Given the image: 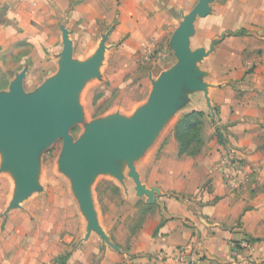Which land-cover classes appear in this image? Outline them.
<instances>
[{
  "label": "crops",
  "instance_id": "obj_1",
  "mask_svg": "<svg viewBox=\"0 0 264 264\" xmlns=\"http://www.w3.org/2000/svg\"><path fill=\"white\" fill-rule=\"evenodd\" d=\"M145 1L118 0V16L127 26L124 32L140 30L143 14L155 10ZM48 2L43 20L49 23L56 14H70L77 20L106 16L107 0ZM171 10L172 6L166 8ZM223 13L230 33L241 29L246 33L228 36L221 46L217 64L222 83L215 84L216 73L208 70V82L220 85L209 91L217 109L216 124L201 94L180 113L204 111L209 116L201 152L179 157L170 131L155 155L143 162L144 172L137 168L141 182L160 192L154 219L130 237L127 248L107 247L103 258H95V247L88 240L86 248L75 245L64 264H264V45L261 50L256 42L264 35V0H232ZM215 125L225 129L226 147L213 137ZM243 240L248 247H241ZM29 242L21 254L8 256L7 264H58L55 260L64 255L63 247L57 251L58 246L47 240L36 248Z\"/></svg>",
  "mask_w": 264,
  "mask_h": 264
},
{
  "label": "rangeland",
  "instance_id": "obj_2",
  "mask_svg": "<svg viewBox=\"0 0 264 264\" xmlns=\"http://www.w3.org/2000/svg\"><path fill=\"white\" fill-rule=\"evenodd\" d=\"M49 3L48 0H0V91L6 90L15 74L24 67H27L23 81L26 92L33 91L57 71L54 56L62 49L60 25L63 24L69 31L73 58L80 61L89 57L101 35L109 32L108 50L100 68L101 79L89 82L80 97L85 120L91 121L117 111L128 116L145 102L151 88L148 75L151 73L155 79L175 63L168 41L181 19V12H189L196 0L186 3L180 0H146L145 4L149 8L155 7V10L149 9L143 14L140 30L127 33L123 31L127 26H122L118 16L121 5L118 0H107V9L103 11L106 16L77 20L70 14H56L53 23L43 20ZM227 4L216 0L210 14L195 23V34L191 39L192 49L207 48L212 40L224 35L215 51L201 65L203 69L216 73L215 84L222 83L218 80L220 66L217 63L221 58V46L230 33L223 13ZM166 6H172V12H167ZM109 12L113 15L107 16ZM259 36L257 46L263 50L264 35ZM258 50L257 47L255 51L261 54ZM252 67L249 72L253 71ZM179 116L180 113L163 129L159 139L137 164L141 172L146 168L143 162L155 155ZM206 121L210 124L208 118ZM81 132L82 126L76 125L72 135L76 138ZM60 150L61 141H56L40 158L39 183L42 191L33 194L21 203L19 209L10 211L5 217V209L12 197L13 181L8 174L0 173V264H7L8 256L21 254L29 247V240L33 248L47 240L49 245L55 243V247L58 246L57 251L63 247V253L69 254L75 251L76 243L83 238L85 223L71 194L69 182L57 171ZM125 185L127 193L112 178L101 176L92 187L99 223L118 248H127L130 237L139 233L145 221L153 220L157 212L154 208L152 213L144 211L142 214L145 199L135 197L130 179H126ZM88 240L95 247L93 256L103 258L108 246L103 245L96 235H91ZM87 243L80 246L86 248ZM48 252L52 254L55 248H48Z\"/></svg>",
  "mask_w": 264,
  "mask_h": 264
},
{
  "label": "water",
  "instance_id": "obj_3",
  "mask_svg": "<svg viewBox=\"0 0 264 264\" xmlns=\"http://www.w3.org/2000/svg\"><path fill=\"white\" fill-rule=\"evenodd\" d=\"M215 1L196 0L189 12H181L168 41L175 63L155 79L149 73V94L128 116L117 111L85 120L81 93L89 82L101 79L109 32L101 35L94 52L80 61L73 58L69 31L63 24L59 26L62 49L54 56L57 71L33 91L26 92L23 81L27 67H24L7 89L0 91V173L8 174L13 181L4 217L42 191L40 158L53 143L61 141L57 171L69 182L85 223L83 238L76 246L96 235L103 245L120 251L99 223L93 184L98 177H110L127 193L125 181L130 179L136 198H144L146 205H158L159 190L148 189L141 182L137 164L174 117L190 108L194 96L202 95L211 121L216 124L209 91L220 85L208 82L210 72L201 65L224 35L212 40L207 48H191L195 23L210 14ZM76 125L82 126V132L75 138L72 130Z\"/></svg>",
  "mask_w": 264,
  "mask_h": 264
},
{
  "label": "trees",
  "instance_id": "obj_4",
  "mask_svg": "<svg viewBox=\"0 0 264 264\" xmlns=\"http://www.w3.org/2000/svg\"><path fill=\"white\" fill-rule=\"evenodd\" d=\"M228 0H222V3H226ZM246 31L241 29L237 32L228 33V36L240 37L245 35ZM215 114H217V109H214ZM209 118L204 111H190L183 113L174 123L172 127V134L176 142L178 143V156H197L204 144L205 140L203 137V132L205 128V120ZM73 131V130H72ZM225 129L215 125L213 137L216 142L223 147L227 146V140L224 133ZM156 208L155 205H146L143 203V211H153ZM143 221V219H142ZM142 223V222H141ZM140 223V224H141ZM139 224V225H140ZM69 254H64L59 256L55 263L64 264Z\"/></svg>",
  "mask_w": 264,
  "mask_h": 264
},
{
  "label": "built area",
  "instance_id": "obj_5",
  "mask_svg": "<svg viewBox=\"0 0 264 264\" xmlns=\"http://www.w3.org/2000/svg\"><path fill=\"white\" fill-rule=\"evenodd\" d=\"M240 245H241L242 248H246V247L249 246V242L246 241V240H243Z\"/></svg>",
  "mask_w": 264,
  "mask_h": 264
},
{
  "label": "bare ground",
  "instance_id": "obj_6",
  "mask_svg": "<svg viewBox=\"0 0 264 264\" xmlns=\"http://www.w3.org/2000/svg\"><path fill=\"white\" fill-rule=\"evenodd\" d=\"M170 123H171V122H170ZM170 123H169V124H170ZM169 124H168V125H169ZM168 125H167V126H168ZM160 135H161V134H160ZM159 137H160V136H159ZM158 139H159V138H158ZM158 139H157V140H158ZM152 147H153V146H152ZM152 147H151V148H152ZM151 148H150V149H151ZM150 149H149V150H150ZM149 150H148V151H149ZM147 153H148V152H147ZM147 153H146V154H147ZM144 157H145V156H144Z\"/></svg>",
  "mask_w": 264,
  "mask_h": 264
}]
</instances>
